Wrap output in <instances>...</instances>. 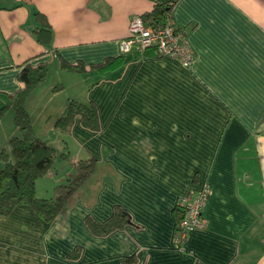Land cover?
<instances>
[{"label":"crops","instance_id":"crops-1","mask_svg":"<svg viewBox=\"0 0 264 264\" xmlns=\"http://www.w3.org/2000/svg\"><path fill=\"white\" fill-rule=\"evenodd\" d=\"M159 4L193 54L188 69L151 49L119 52L131 17ZM34 12L51 31L47 46L31 34ZM110 59L108 69L92 68ZM27 64L48 67L25 101L51 103L47 129L35 135L75 150L72 168L39 179L36 196L55 197L79 160L95 161L98 181L90 176L50 224L25 205L0 215V264H264V0H0V107L22 87ZM68 100L94 105L99 129L76 118L55 130ZM9 109L0 151L17 134ZM204 185L205 227L177 245L179 200ZM114 207L130 223L91 234L85 218L102 223Z\"/></svg>","mask_w":264,"mask_h":264},{"label":"trees","instance_id":"trees-1","mask_svg":"<svg viewBox=\"0 0 264 264\" xmlns=\"http://www.w3.org/2000/svg\"><path fill=\"white\" fill-rule=\"evenodd\" d=\"M170 11L168 5H155L151 12L141 15L144 23L148 26L160 27L166 21ZM35 23H39L31 34L35 41L43 46L51 42V31L40 13H33ZM124 55V54H121ZM108 60L104 65L93 66L92 68L108 69ZM63 70L72 73H83L85 68L82 64H62ZM48 67L46 64L37 66L25 65L19 73L18 79L22 87L12 94L9 104L0 107V118L6 109L11 108L14 114V124L17 134L8 141V149L0 151V161L3 163L0 168V215H9L17 206L25 205L30 207L46 224H50L64 209L67 201L85 183L95 169L93 159L79 160L74 164V172L64 184L56 188L55 197L50 199L38 198L36 196V183L47 175L53 168L57 158L56 151L41 141L34 133L30 118L25 110V101L30 93L40 85L46 78ZM76 118L80 124L89 131L99 129L98 113L92 104H83L68 100L63 113L57 117L53 127L57 131L67 132L73 126ZM61 159L66 156L60 154ZM178 213L177 221L182 217V211L176 208ZM130 223L129 216L120 207H114L111 217L102 223L95 222L90 216L85 218V225L91 234L95 236L107 235ZM176 224V229H177ZM131 258L125 259L130 262Z\"/></svg>","mask_w":264,"mask_h":264},{"label":"built area","instance_id":"built-area-1","mask_svg":"<svg viewBox=\"0 0 264 264\" xmlns=\"http://www.w3.org/2000/svg\"><path fill=\"white\" fill-rule=\"evenodd\" d=\"M120 54L145 50H153L158 57L172 58L184 68H189L193 54L185 42L183 33L177 31L168 12L165 23L160 27L148 26L141 16L131 17L128 35L118 42ZM208 185H204L197 193H189L179 200L182 217L177 224L175 242L180 245L188 232L205 227V219L201 215L203 205L209 195Z\"/></svg>","mask_w":264,"mask_h":264},{"label":"rangeland","instance_id":"rangeland-1","mask_svg":"<svg viewBox=\"0 0 264 264\" xmlns=\"http://www.w3.org/2000/svg\"><path fill=\"white\" fill-rule=\"evenodd\" d=\"M53 77V79L51 78L50 80L51 81H53L54 80V78H55V80L56 79H58V77L57 76H55L54 77V74L52 75ZM65 85L67 84V85H69V86H67V89H66V91H65V97H66V94L68 93V91H70V84L71 83H68L66 80H65ZM57 88V87H56ZM55 89H52V91H54ZM33 96H35L34 98H33V102L32 103H29V104H27L26 105V107H25V110H26V112H27V114H28V116H29V118H31L32 120H34L33 121V123H35V128H34V132L37 134V135H41V132L42 133H44L45 131H46V129L47 128H45L43 125V123H42V120H44V118L46 119V112H48V110H46V112H45V108H49V106H51V103H50V101H46V99L45 98H41L39 95H33ZM51 101H53L54 103H56L57 102V97H55V98H52V100ZM46 104V105H45ZM10 110V112L11 113H13V110L12 109H9ZM5 115L6 114H4V116H3V118L5 117ZM57 119V118H56ZM55 119V120H56ZM55 120H54V122H55ZM54 124V123H53ZM46 140L44 141V142H47L50 146H52L53 148L55 147L54 145V142L51 140V138L50 137H47V138H45ZM70 146H71V144H70ZM72 148V147H71ZM59 152H61V151H59V150H56V154H57V158H56V160H55V163H54V166H53V168H52V171L54 172V171H56V172H59V176H60V174H61V171H63V170H67V169H71L72 168V161L75 159L74 157H75V155H74V153H75V150L73 151V152H71V154H68V152L67 151H64L62 154L63 155H65L66 156V159L64 160V159H61L60 158V153ZM70 153V152H69ZM55 175H56V173H55ZM92 175V174H91ZM90 175V176H91ZM94 175V177L93 176H91V178H92V182H97L98 181V173L96 172L95 174H93ZM71 177V176H70ZM88 180V181H87ZM86 181L87 182H89V180L90 179H87ZM85 181V182H86ZM87 184V183H86Z\"/></svg>","mask_w":264,"mask_h":264}]
</instances>
